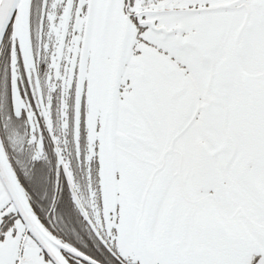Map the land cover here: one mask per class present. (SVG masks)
Returning a JSON list of instances; mask_svg holds the SVG:
<instances>
[{
	"label": "snow or ice",
	"instance_id": "6c2138e0",
	"mask_svg": "<svg viewBox=\"0 0 264 264\" xmlns=\"http://www.w3.org/2000/svg\"><path fill=\"white\" fill-rule=\"evenodd\" d=\"M0 264H264V0H0Z\"/></svg>",
	"mask_w": 264,
	"mask_h": 264
}]
</instances>
